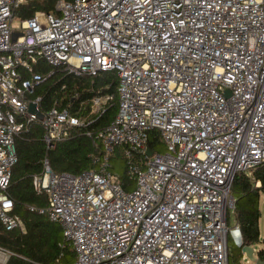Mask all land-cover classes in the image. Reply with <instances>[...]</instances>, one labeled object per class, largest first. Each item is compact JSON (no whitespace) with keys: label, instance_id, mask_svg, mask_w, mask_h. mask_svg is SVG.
Listing matches in <instances>:
<instances>
[{"label":"built area","instance_id":"obj_1","mask_svg":"<svg viewBox=\"0 0 264 264\" xmlns=\"http://www.w3.org/2000/svg\"><path fill=\"white\" fill-rule=\"evenodd\" d=\"M23 1L0 0L4 229L20 225L7 195L19 133L38 122L52 150L90 123L67 108L40 109L30 96L46 77L35 64L74 76L115 71L117 113L86 132L100 146L95 167L55 173L45 158L33 185L47 205L29 210L60 225L71 264H229V241L241 246L227 222L234 177L264 163V0H57L54 12L16 21ZM112 99L95 96L91 113ZM152 130L163 150L148 156ZM117 147L129 190L112 171ZM11 255L0 246V264Z\"/></svg>","mask_w":264,"mask_h":264},{"label":"trees","instance_id":"obj_2","mask_svg":"<svg viewBox=\"0 0 264 264\" xmlns=\"http://www.w3.org/2000/svg\"><path fill=\"white\" fill-rule=\"evenodd\" d=\"M57 0H24L13 11L14 19H30L35 12H54ZM35 72L45 76V80L36 90L41 97L40 109L47 110L52 106L67 108L68 112L82 117L90 123L75 128L70 137L47 150L43 141V129L38 122H33L22 130L15 139L17 162L12 168L7 195L13 200L14 212L20 219V225L7 231L0 223V246L9 250L12 255L6 264H71L75 254L71 246L63 240L61 227L52 222L47 215L30 211L47 205V195L34 188L33 179L43 173V161L48 160L55 173L78 174L93 169L92 156L98 153L99 145L86 136L107 126L115 117L118 104L116 89L119 82L115 71L101 72L95 76L68 75L58 69L38 61ZM49 74V75H48ZM48 75V76H47ZM113 95V99L103 110L91 113V100L99 95ZM153 152L163 150L158 132L152 130L147 142ZM124 147H117L111 155L112 171L124 189L129 190L133 181L126 175ZM114 172V171H113ZM259 181L260 185L255 183ZM231 193L235 199L233 213L227 214L229 225L235 223L240 231L241 246L235 253L228 249L229 264H240L243 257V246L264 244V230L260 232V197L264 195V163L257 166L252 176L245 173L236 174ZM229 247V246H228ZM258 260L264 261V251L257 252Z\"/></svg>","mask_w":264,"mask_h":264},{"label":"rangeland","instance_id":"obj_3","mask_svg":"<svg viewBox=\"0 0 264 264\" xmlns=\"http://www.w3.org/2000/svg\"><path fill=\"white\" fill-rule=\"evenodd\" d=\"M24 2V1H23ZM22 2V3H23ZM16 20V19H15ZM18 21V20H16ZM13 24H15V21L13 22ZM19 33L18 32H14L12 33V41H14L15 37L18 35ZM114 173L118 174L119 171L117 170V167H115V169L113 170ZM252 176V175H250ZM259 206H260V212H261V217H260V232H261V235L263 234V230H264V195H262L260 197V203H259ZM233 213V212H232ZM238 247H236V245L233 243L232 240L229 241V251L230 253H235L236 250H237ZM252 248L254 249V255L257 259H259L258 255H257V252L263 250L264 251V244L263 243H257L255 245L252 246ZM264 262V261H262ZM240 264H255V262H252L250 261L246 256L245 254H243V257L240 259Z\"/></svg>","mask_w":264,"mask_h":264},{"label":"water","instance_id":"obj_4","mask_svg":"<svg viewBox=\"0 0 264 264\" xmlns=\"http://www.w3.org/2000/svg\"><path fill=\"white\" fill-rule=\"evenodd\" d=\"M18 35H19V34H18ZM18 35H17V36H18ZM17 36H16V37H17ZM16 37H15V39H16ZM15 39H14V41H15ZM226 95H228V92H227ZM29 111H31V112L35 111V108H34V105H33V104H30V106H29ZM37 114H38V116H39V118H40V117H41V114H40L39 112H37ZM146 154H147L148 156H150V155L152 154V150H151L150 148H147V150H146ZM239 246H240V245H239ZM241 251H242L243 254H245V256H246L250 261L255 262V264H264V262L258 260V259L255 257V255H254V249L252 248V246H243L242 249H241Z\"/></svg>","mask_w":264,"mask_h":264}]
</instances>
